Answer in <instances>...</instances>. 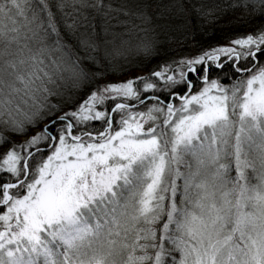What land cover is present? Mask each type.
Listing matches in <instances>:
<instances>
[{
  "label": "snow or ice",
  "instance_id": "obj_1",
  "mask_svg": "<svg viewBox=\"0 0 264 264\" xmlns=\"http://www.w3.org/2000/svg\"><path fill=\"white\" fill-rule=\"evenodd\" d=\"M132 3L0 0V264H264V25L106 81L64 110L70 88L127 75L111 58L151 29L122 21L117 33L107 21L123 12L150 23ZM249 3L264 15V0L233 7ZM173 7L184 12V0ZM82 9L106 18L103 35L91 24L77 35ZM226 64L231 86L209 77Z\"/></svg>",
  "mask_w": 264,
  "mask_h": 264
},
{
  "label": "trees",
  "instance_id": "obj_2",
  "mask_svg": "<svg viewBox=\"0 0 264 264\" xmlns=\"http://www.w3.org/2000/svg\"><path fill=\"white\" fill-rule=\"evenodd\" d=\"M106 4H111L113 9L121 8L124 5L135 6L132 0H104ZM185 2V11L173 7V0H135V3L140 4L143 7L145 15L150 17L149 28H153L158 35L157 38H153V41L157 43L160 51L163 53H177L182 54L189 51L188 57H194L199 55V51L206 48L210 41H216L217 39L228 35L233 30L252 26L258 22L259 17L262 16L260 11L254 10V7L249 6L247 8L233 5L242 4V0H192L191 2ZM195 5L197 10L203 6V11H209L215 9L209 16L198 15L193 11L191 6ZM127 10V9H125ZM123 12H113L111 15L115 18L112 22H109V30H113L115 23H121L126 20L132 19L135 24H140V20L135 17L124 16ZM95 14L94 9L91 10V16H86L84 20L85 26L92 24L93 16ZM118 18H124L117 20ZM85 17V16H83ZM80 18V15H77ZM92 20V21H91ZM261 21V20H260ZM72 17L70 16V23ZM87 27H85L86 29ZM84 27H80L77 30L84 32ZM150 37L144 33V36ZM75 37L71 33V37ZM152 40V39H151ZM210 79H217L220 83L231 86L235 81L237 74L234 73L230 64H226L223 69H218L212 66L209 71ZM190 78L196 81V76L190 74ZM203 86V82H197V90ZM181 88L182 86H178ZM163 88V87H162Z\"/></svg>",
  "mask_w": 264,
  "mask_h": 264
},
{
  "label": "rangeland",
  "instance_id": "obj_3",
  "mask_svg": "<svg viewBox=\"0 0 264 264\" xmlns=\"http://www.w3.org/2000/svg\"><path fill=\"white\" fill-rule=\"evenodd\" d=\"M105 3V2H104ZM106 4V3H105ZM251 4V3H250ZM252 5V4H251ZM255 8V5H252ZM91 10L92 9H82V13L83 16H91L89 14H91ZM57 11V16L59 20H63L64 16L62 13H60L58 10ZM66 12H71V9H65ZM95 11V9H94ZM113 13V12H112ZM123 14V13H122ZM73 15H80L78 13H74ZM124 15V14H123ZM112 16V15H111ZM125 16V15H124ZM115 18L114 15L112 16L111 19H108L107 21V26L109 25V22H112ZM117 20H122L124 18L121 19V17L118 18V15L116 16ZM138 19V18H137ZM105 20L106 18L100 14L97 13L95 11V14L93 16V22L91 25L95 26V30L97 33H99L100 35H103V31L102 29L105 27ZM140 20V19H139ZM261 20V21H260ZM68 23H70V16L67 18ZM92 21V20H91ZM124 21H129L130 23H134L132 21V19L130 20H126L124 19ZM135 24V23H134ZM138 24V23H137ZM141 28H148L151 29V31L147 32L146 34H148L150 37H148L151 42H152V50L149 53H145L143 50L138 49L136 47L137 44H139L140 42V37L144 36L145 32H138V35L136 37V39H134L132 41V43L128 46H125L124 48H120V51L122 52V55H118V56H113L111 58V64L116 65L117 69L116 71L119 72V68L123 67L126 71H127V75H120V74H115V75H107L106 77H104L103 79L98 80L97 83H87L82 85L80 88H70L67 96L69 97L67 103L64 104V110H69L73 103H79L80 100H82L85 95L94 90L96 87L102 85L104 82L106 81H122V80H126L132 76H147L149 75L153 70H157L159 68V66L164 65V64H173V62L179 61L182 58H189L187 54H182L180 52L177 53H170V56L167 53H163L162 51L159 50L157 43H155L153 41V38H157V34L155 33V31L153 30V28H149L148 24H142L140 22ZM264 25V15H262L261 17H259L258 22L254 23L252 26L249 27H242L236 30H233L232 32H230L228 35L221 37L219 39H217L216 41H210L209 44H207L206 48H204L202 51H199L198 53L201 54L203 51L208 50L210 48H214L217 46H221V45H226L228 44L229 40L232 39L234 36L238 35V34H248V33H252L256 30H259L260 26ZM82 27H84L85 31V27H87V25L85 26V23L83 21ZM126 29V25L122 24V23H115L113 25V30L114 32H124ZM61 35L64 38V41L67 45H69L72 50L74 52H76L77 55L83 57L84 56V51L83 49H77L76 47V35L75 37H71V33L67 32L63 26L61 25ZM129 37L127 35L124 36V39H128ZM108 39H111V36L108 37ZM120 41L119 39L116 40V46L119 47ZM101 64L104 66L108 65L107 61L101 60ZM82 66L87 70V69H92V64L90 61H85ZM160 87H163V83L161 82ZM59 99L53 100V103H59ZM62 113H56V115H60ZM55 117H50L49 119H54ZM47 122V120L45 121V123ZM40 127H43V124H40ZM101 127V125L99 124V122H96V128L99 129ZM38 129L35 128H30L29 129V135H31L33 132L37 131ZM5 135H10V138L12 141L14 142H20L23 139H25V137L20 136V135H16V134H9V133H5ZM5 148L9 147V145H5ZM0 151H2V149H0ZM257 181L255 179H253V183H256Z\"/></svg>",
  "mask_w": 264,
  "mask_h": 264
},
{
  "label": "bare ground",
  "instance_id": "obj_4",
  "mask_svg": "<svg viewBox=\"0 0 264 264\" xmlns=\"http://www.w3.org/2000/svg\"><path fill=\"white\" fill-rule=\"evenodd\" d=\"M174 2H175V0H173ZM184 1H186V2H191L192 0H184ZM242 2H243V0H242ZM252 6V5H251ZM254 7V6H253ZM184 9H185V2H184ZM79 30V29H78ZM189 53V51L188 52H186L185 54H188ZM170 56V55H169Z\"/></svg>",
  "mask_w": 264,
  "mask_h": 264
}]
</instances>
